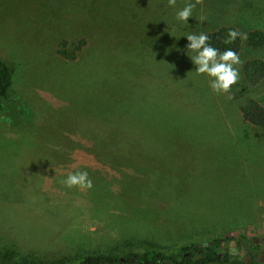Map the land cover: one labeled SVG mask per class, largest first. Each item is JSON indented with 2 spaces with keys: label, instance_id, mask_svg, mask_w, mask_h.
<instances>
[{
  "label": "rangeland",
  "instance_id": "374dc122",
  "mask_svg": "<svg viewBox=\"0 0 264 264\" xmlns=\"http://www.w3.org/2000/svg\"><path fill=\"white\" fill-rule=\"evenodd\" d=\"M187 3L0 0V57L13 73L0 100V264L214 238L264 264V129L239 112L264 105V78L242 74L264 46L241 40L239 80L214 94L186 39L220 26L264 32V0H202L185 24L176 13ZM80 39L74 60L58 53ZM75 171L90 190L63 185Z\"/></svg>",
  "mask_w": 264,
  "mask_h": 264
},
{
  "label": "trees",
  "instance_id": "16d2710c",
  "mask_svg": "<svg viewBox=\"0 0 264 264\" xmlns=\"http://www.w3.org/2000/svg\"><path fill=\"white\" fill-rule=\"evenodd\" d=\"M231 26H220L207 31L209 44L221 51L232 49L239 53L242 42L239 38L230 44L224 43L228 38L227 33ZM237 30V29H236ZM85 40L80 39L72 44L73 49L67 50V41L60 44L58 53L67 60H74L78 52L85 46ZM247 43L251 47L264 46V32L253 30L249 32ZM242 74L249 85H256L264 78V61L251 59L244 62ZM12 69L8 63L0 57V100L8 96L12 86ZM242 118L250 125L264 129V105L257 100H249L239 106ZM235 239L232 237V240ZM224 239L214 238L205 243H189L176 248L171 252L145 250L143 252L129 251L120 256L115 255H88L78 264H248L244 257H237L223 247ZM236 244L239 241H235Z\"/></svg>",
  "mask_w": 264,
  "mask_h": 264
},
{
  "label": "clouds",
  "instance_id": "9594fccd",
  "mask_svg": "<svg viewBox=\"0 0 264 264\" xmlns=\"http://www.w3.org/2000/svg\"><path fill=\"white\" fill-rule=\"evenodd\" d=\"M177 0H167L168 7H175ZM202 0H195V3H187L181 10L177 11L176 19L184 22L192 17L193 11ZM205 16L200 17L203 22ZM226 44L233 43L239 38L247 40V33L236 29H230L227 33ZM188 41L187 54L195 65L196 75H204L209 80V87L214 94H227L231 87L236 84L240 78V67L242 61L240 55L232 50H219L209 44V36L205 33L186 35ZM171 67V66H170ZM231 99V97H229ZM66 188H78L80 190H90L93 182L86 171L69 172L62 181Z\"/></svg>",
  "mask_w": 264,
  "mask_h": 264
},
{
  "label": "water",
  "instance_id": "95a60500",
  "mask_svg": "<svg viewBox=\"0 0 264 264\" xmlns=\"http://www.w3.org/2000/svg\"><path fill=\"white\" fill-rule=\"evenodd\" d=\"M233 243V241H231V244ZM244 260L246 261V258H244Z\"/></svg>",
  "mask_w": 264,
  "mask_h": 264
},
{
  "label": "flooded vegetation",
  "instance_id": "af4514ba",
  "mask_svg": "<svg viewBox=\"0 0 264 264\" xmlns=\"http://www.w3.org/2000/svg\"><path fill=\"white\" fill-rule=\"evenodd\" d=\"M229 252H230V250H229ZM231 253V252H230ZM241 254H242V251L240 252Z\"/></svg>",
  "mask_w": 264,
  "mask_h": 264
},
{
  "label": "crops",
  "instance_id": "0c3cea01",
  "mask_svg": "<svg viewBox=\"0 0 264 264\" xmlns=\"http://www.w3.org/2000/svg\"><path fill=\"white\" fill-rule=\"evenodd\" d=\"M56 199V198H55Z\"/></svg>",
  "mask_w": 264,
  "mask_h": 264
}]
</instances>
